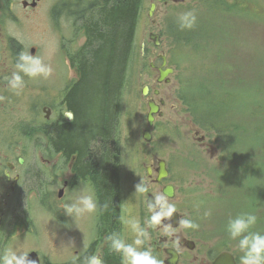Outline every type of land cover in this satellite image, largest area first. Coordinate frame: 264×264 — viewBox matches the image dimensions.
Listing matches in <instances>:
<instances>
[{
  "label": "rangeland",
  "instance_id": "rangeland-1",
  "mask_svg": "<svg viewBox=\"0 0 264 264\" xmlns=\"http://www.w3.org/2000/svg\"><path fill=\"white\" fill-rule=\"evenodd\" d=\"M28 1L32 3V0ZM152 1L143 0L141 3L135 48L121 84V113L114 134L121 150L118 163L121 200L127 203L133 195L137 196V185L144 186L148 180L146 165L151 159L156 166L158 157L165 158L170 170L167 180L179 186L177 197L186 195L190 199L194 221L201 227L203 235L212 237L221 246L230 247L233 240L226 231V224L229 218L236 216L232 211L239 205L240 196L220 198L221 190L233 193L235 185L247 186L248 180L241 177L240 170L236 169L235 173H228L229 179L224 180L229 184L222 187L224 171H220L229 165L222 160L223 146L217 139V131L204 130L195 122V116L182 96L183 92L193 93L196 103L203 108V98L208 91H229L232 108L228 113L233 116L237 109L240 113L252 111L254 106L255 111L263 109L262 103L254 104V101L259 96L264 102V0H227L228 4L222 6L228 7L229 13L220 11L222 9L212 11L226 0L204 4L203 9L196 13L197 18H201L190 32L191 37L200 34L193 39L195 44L199 42L198 51L191 39L176 42L180 27L175 17L185 12L184 8L176 7L172 11L158 8L150 17L148 12ZM59 2L42 0L35 10H25L22 0H9L0 7V138H6L3 149L17 144L20 130H26L30 124L41 123L44 119L42 101L48 95H57L65 86L67 75H73L68 58L77 47H80L77 52L86 48L79 45L85 38V24H75L72 18H62L57 14ZM100 5L103 4L100 2L97 7ZM187 6L191 4L188 2ZM188 10L193 9L186 8ZM151 32L160 34V46L157 47L150 38ZM154 46L159 52L162 49L166 51L167 66L174 71L169 82L157 85L160 93L168 99L167 105L161 108L163 116L155 120L154 136L148 142L142 137L148 106L141 90L144 85H151L154 78L156 83L159 74L156 68L154 71L149 66ZM21 51L43 57L51 65L52 73L47 79L25 76V87L16 95L9 90L5 78L16 70L15 63ZM161 63V58L155 59V64ZM205 81L210 83L200 86ZM232 121L235 126L236 118L233 117ZM254 127L264 129V114L254 120ZM208 144L214 149H208ZM235 148L231 147L233 151ZM146 152L155 157L144 158ZM85 187L88 186L80 184L79 189ZM145 192L143 198L146 197ZM202 207L206 208L204 212L208 215ZM247 208L248 212H255L253 197L248 200ZM86 215L77 219L70 217L72 230L77 223L87 233L89 220ZM262 216L261 230L264 229ZM113 233L122 234L119 231ZM67 235L60 237L55 228H41L37 237H23L19 245L5 249L39 250L55 262L59 248L56 241L64 243ZM237 252L242 254L238 248Z\"/></svg>",
  "mask_w": 264,
  "mask_h": 264
},
{
  "label": "flooded vegetation",
  "instance_id": "flooded-vegetation-1",
  "mask_svg": "<svg viewBox=\"0 0 264 264\" xmlns=\"http://www.w3.org/2000/svg\"><path fill=\"white\" fill-rule=\"evenodd\" d=\"M23 1L25 0H22V3ZM33 1L36 2V5L30 4L31 2L26 6L23 5L25 10H29V8L35 10L42 2V0ZM211 1L155 0V11L158 8L172 11L178 7L184 8V11L186 8H192L198 14L203 9L204 4L208 5ZM4 2H9V0H0V7ZM100 2L103 5L106 4V0H60L59 2L57 14L62 15V18L64 16L72 18L75 24L81 22L85 24L83 28L85 38L83 37L79 44L81 48L91 45L87 20L93 12L103 6L97 7ZM188 2L191 6H187ZM226 4H228L227 0L218 9L212 11L222 9L220 11L229 13L228 7L222 6ZM175 18L177 19V17ZM60 21L63 22V20ZM79 49L80 47H77V50L68 58L73 75H67L66 84L57 95H48L42 101L44 119L41 123L35 126L30 124L26 130H20L17 144L6 149H3L6 138H0V253H3V250L10 245H19V241L23 237L31 235L37 237L36 235L39 234L41 228H55L60 237L68 234L64 238L66 240L64 243L56 241L59 248L55 262L42 255L39 250H26L37 251L41 264H49L47 261L52 264H80L81 262L85 264L86 258L93 254L101 258L102 264H115L117 259L119 264H122L121 255L111 249L107 238L113 232L119 231L122 233L120 236L122 239L131 242L134 233L124 221L135 219L140 221L143 226L144 220L151 215L150 206L155 205L156 196L166 195L169 203L175 205L176 211L171 217L165 218L156 229L149 228L151 238L146 244V247L151 248L154 255L162 260L163 264H240V256L233 248L221 246L219 242L213 241L212 237L204 236L200 226L198 228L180 226L182 219L194 221L192 203L190 199L186 198V195L181 198L176 196L179 193V186L167 180L170 175L168 164V176L158 181V164L155 166L153 159L146 165L148 180L144 182V186L147 188L145 198H143L144 192H138L137 196L134 197L133 195V198H130L127 203L121 200L118 219L113 223L109 221L107 224L105 223L102 207H99L96 212L86 215L89 220L87 233L77 223L72 230L71 216L66 214L64 206L74 197L80 184H86L89 190H93L97 199L96 187L90 179L91 174L81 175L79 173L83 160L81 158L78 161V151L68 152L66 149L58 147L56 143L60 138L61 127L73 123L76 119L75 113L70 108V93L81 82L83 75L81 61L84 59V53L77 52ZM162 55L163 51L159 52L154 46L149 56V66L154 71L156 68L159 72L158 67L161 64H156L155 67V59L161 58ZM125 66L126 70L127 65ZM172 74L173 72L164 81H170ZM148 86L149 91L145 98L147 106L148 101H156L161 108H164L167 105L168 97L160 92H155V78L152 84ZM142 90L141 94L143 95ZM122 91L123 89L120 87L117 117L114 125L115 135L121 113ZM69 111L74 113L73 120L64 115ZM145 124L144 130L148 129L153 137L155 117L152 125H149L146 112ZM117 141L119 140L115 139L114 136L116 145ZM208 145V149H214L211 144ZM116 153L119 163L120 148L116 149ZM149 157L155 156L146 152L144 158L148 159ZM5 171L9 173H3ZM167 185L174 186V196L170 197L165 193ZM202 211L207 210L202 207ZM169 231L172 232V235L167 234Z\"/></svg>",
  "mask_w": 264,
  "mask_h": 264
},
{
  "label": "trees",
  "instance_id": "trees-1",
  "mask_svg": "<svg viewBox=\"0 0 264 264\" xmlns=\"http://www.w3.org/2000/svg\"><path fill=\"white\" fill-rule=\"evenodd\" d=\"M142 1L106 0V4L88 18L91 45L83 51L81 82L70 93V108L76 119L73 123L61 127L60 138L56 142L58 147L68 152L78 151V161L81 158L83 160L79 173L91 174L90 179L96 187L98 206L102 207L106 224L118 219L121 204L114 125L120 87L125 78V65H129L135 48ZM191 30L193 29L178 28L176 42H188L190 39L193 41L200 36L198 34L197 37H191ZM193 42L195 44V40ZM195 48L199 50V42L195 44ZM208 83L210 81L201 82L200 86ZM230 95L229 91H208L206 98L202 97L205 101L203 108L196 103L193 93L189 95L188 92H183L182 98L194 114L195 122L205 129L217 131V139L223 146L222 159L229 165L220 171H224L222 180L229 179L228 173H235L236 169L240 170L241 177L248 180L247 186L235 185L233 193L221 190L220 198L240 196L239 205L232 211L238 215L248 212L247 202L253 197L254 213L258 222L251 230L264 233V229H260L261 216L264 213V129L254 127V120L264 114V102L256 96L254 104L262 103L263 109L255 111L254 106L252 111L246 110L244 113L237 109L233 116L228 113L232 108L229 103ZM233 117L236 118L235 126ZM232 144L236 146L234 151L231 149L235 147ZM251 159L254 161L251 162ZM224 181L222 187L229 184L228 180ZM235 246L237 242L233 241L232 246L228 248ZM47 263L52 264L49 261ZM115 264H119L118 259Z\"/></svg>",
  "mask_w": 264,
  "mask_h": 264
},
{
  "label": "clouds",
  "instance_id": "clouds-1",
  "mask_svg": "<svg viewBox=\"0 0 264 264\" xmlns=\"http://www.w3.org/2000/svg\"><path fill=\"white\" fill-rule=\"evenodd\" d=\"M178 24L181 29H191L197 23V14L195 10H188L181 13L178 17ZM15 71L10 77H6L7 85L10 91L19 95L25 87L24 77L47 79L52 73V67L45 62V59L32 52L21 51L18 54ZM65 117L73 120L74 113L66 112ZM8 174V171L3 172ZM12 176V174L10 173ZM137 191L143 193L147 188L142 184L137 185ZM107 207V205H105ZM151 215L144 220L143 226L140 221L129 219L124 221L129 227L134 237L131 242L122 239L118 234L113 233L107 239L110 242L111 249L121 255L122 264H163L151 248L146 247L150 240L149 228L156 229L161 225L165 218H169L176 211L174 204L169 203L167 196H156L155 205H151ZM64 209L68 216L81 217L85 214L94 213L98 209V201L94 192L88 188H81L65 204ZM209 213H206L208 215ZM258 217L252 212H243L235 217L229 218L226 224V231L231 240L237 242V247L242 253L240 264H264V233L252 231L257 224ZM180 226L183 228H198L191 219H182ZM168 235H172L169 231ZM30 251L23 249H5L0 253V264H37L36 260L29 258ZM85 264H102L101 258L93 254L86 258Z\"/></svg>",
  "mask_w": 264,
  "mask_h": 264
},
{
  "label": "water",
  "instance_id": "water-1",
  "mask_svg": "<svg viewBox=\"0 0 264 264\" xmlns=\"http://www.w3.org/2000/svg\"><path fill=\"white\" fill-rule=\"evenodd\" d=\"M25 5H27V2H24ZM33 5L35 4V2L32 3ZM156 7V4L155 3H152L151 7H150V11H149V15L151 16L153 14V11ZM152 39H155V44H160V35L159 34H152L151 35ZM163 58V64L162 66L159 68V71H160V76L158 77L157 81L158 82H162L169 73H171L173 71L172 68H167V69H163V67L167 64V57L165 54H163L162 56ZM168 81V80H167ZM149 88L147 86L144 87L143 89V93L144 94H147ZM159 91L156 90V93H158ZM149 106H150V109H149V112H148V122L150 125H152L153 123V119H154V113H158L159 115H162V112L160 111V106L158 104H156L155 102L153 101H150L149 102ZM143 138L147 141H150L152 136H151V133L148 131V130H145L144 133H143ZM158 164H159V167H158V173H159V177H158V181H161V179L165 176L168 175V170L166 168V160L163 159V158H159L158 159ZM148 169H150L148 167ZM165 193L167 195H169L170 197L174 196V186L173 185H167V187L165 188ZM29 258L30 259H33V260H36L37 261V264H40V258H39V255L36 251H32L29 253Z\"/></svg>",
  "mask_w": 264,
  "mask_h": 264
},
{
  "label": "bare ground",
  "instance_id": "bare-ground-1",
  "mask_svg": "<svg viewBox=\"0 0 264 264\" xmlns=\"http://www.w3.org/2000/svg\"><path fill=\"white\" fill-rule=\"evenodd\" d=\"M22 160V159H21Z\"/></svg>",
  "mask_w": 264,
  "mask_h": 264
}]
</instances>
